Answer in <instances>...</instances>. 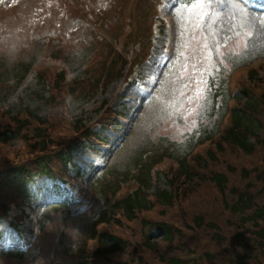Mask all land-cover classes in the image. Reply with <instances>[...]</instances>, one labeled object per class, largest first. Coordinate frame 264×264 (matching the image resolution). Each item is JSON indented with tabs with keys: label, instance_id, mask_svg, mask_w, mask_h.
<instances>
[{
	"label": "rangeland",
	"instance_id": "1",
	"mask_svg": "<svg viewBox=\"0 0 264 264\" xmlns=\"http://www.w3.org/2000/svg\"><path fill=\"white\" fill-rule=\"evenodd\" d=\"M126 1L0 0V80L4 81L0 107L28 103L27 95L36 86L34 70L18 86L15 83L34 57L35 70L51 73L57 70L50 66L57 52L61 62L54 65L65 68L68 79L88 76L97 65H92L93 60L105 57L98 36L111 33L115 37L128 14L136 18L144 13L145 0H134L135 9L129 13L126 9L132 1ZM159 10L148 60L139 66L127 65L122 76L100 86L92 97L69 104L67 118L83 119L99 133L102 144L94 149L83 142L74 149L66 183L56 182L60 194L52 190L51 178H34L28 186L30 216L22 224L0 221V264H79V248L88 242L109 196L104 183L110 189L122 182L131 188L136 185L133 178L150 168L147 191L166 188L163 172L169 163L195 151L194 146L218 129L225 113L228 79L249 61L264 58V0L204 4L162 0ZM144 18L153 22L151 15ZM93 24L103 28L98 30ZM130 50L128 58L132 57ZM234 77L238 88L244 72ZM101 103L123 115L115 132L98 125ZM133 168L139 173L134 174ZM255 181L261 182L258 172L252 183L257 188L260 185ZM82 195L84 201H78ZM211 195L209 191L200 197L207 202ZM69 198L81 207L80 214L73 215L74 206L69 210L59 206ZM217 214L207 218H217ZM183 232L186 238L163 245L157 255L178 253L185 246L182 250L203 256L202 247L208 240L205 231ZM150 262L156 263L154 254Z\"/></svg>",
	"mask_w": 264,
	"mask_h": 264
},
{
	"label": "trees",
	"instance_id": "2",
	"mask_svg": "<svg viewBox=\"0 0 264 264\" xmlns=\"http://www.w3.org/2000/svg\"><path fill=\"white\" fill-rule=\"evenodd\" d=\"M144 22L139 23L135 41L140 45L139 59L150 49ZM109 51L94 82L76 83L73 95L86 94L88 99L100 76L105 83L120 76L126 62ZM255 76L254 71L246 73L213 145L179 158L175 168L163 173L167 188L147 192L148 170L134 177L135 191L120 197L116 188L104 183L109 196L90 230L89 243L79 248V264H153L152 254L155 264H264V83ZM63 84L62 73L40 70L27 104L0 108V220L22 223L19 201L26 196L28 183L36 175L60 178L71 151L94 135L83 119H67ZM257 172L261 182L255 181L260 186L254 188ZM209 191L212 195L205 202L200 196ZM216 212L217 218H207ZM183 231H205L203 256L182 250L185 246L178 253L157 255L163 245L186 238Z\"/></svg>",
	"mask_w": 264,
	"mask_h": 264
},
{
	"label": "snow or ice",
	"instance_id": "3",
	"mask_svg": "<svg viewBox=\"0 0 264 264\" xmlns=\"http://www.w3.org/2000/svg\"><path fill=\"white\" fill-rule=\"evenodd\" d=\"M211 0H193L194 4H204V3H210Z\"/></svg>",
	"mask_w": 264,
	"mask_h": 264
}]
</instances>
